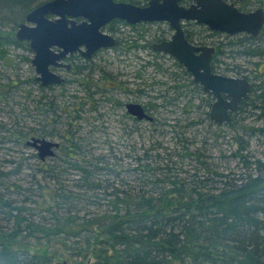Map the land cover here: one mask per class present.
<instances>
[{
	"label": "trees",
	"instance_id": "1",
	"mask_svg": "<svg viewBox=\"0 0 264 264\" xmlns=\"http://www.w3.org/2000/svg\"><path fill=\"white\" fill-rule=\"evenodd\" d=\"M45 1L0 0V102L8 107L9 116V122L0 124L3 133H7L0 134V141L26 140V144L33 135H52L51 129L44 132L33 124L43 120L45 125L56 124V110L64 111L55 102V95L52 97L55 84L42 86L31 73L24 78L19 71H10L19 62L32 69V50L27 41L15 37V28L27 12ZM125 1L136 5L147 2ZM253 3L248 0L240 5L245 9ZM194 28V34L185 31L189 41L204 43L203 39L209 37L215 46L211 68L216 73L240 70L236 64L229 67L221 57L230 61L244 58L254 66L258 65V61H252L254 58H264V27L256 36L211 32L203 25ZM104 29L115 36L113 51L121 54L145 51L148 56L139 71L151 67L155 73H161L162 79L153 81L157 83L153 89L147 86L151 77L143 75L139 80L143 87L137 88L141 96L148 97L149 107L143 105L145 110L154 111L155 116L150 114V125H168L174 131L182 118L176 117L175 122L166 124V118L162 121L156 115L159 109L174 106L183 114L190 111L189 107L200 111L201 105L211 104V95L192 81L179 62L151 48L153 42L170 35L166 22L129 24L112 19ZM95 57L96 53L89 58L70 56L73 61L68 71L78 76L98 72L105 75L103 67H96ZM167 60L172 64L167 66ZM172 65L177 68L168 70ZM252 71L250 91L223 124L238 135L264 134V127H246L238 120V115L247 109L258 110L259 115L264 111V68L254 67ZM15 89L20 94L15 95ZM153 90L155 94L151 95L149 91ZM197 96L200 104L194 101ZM71 97L78 103L73 101L74 116L69 118H76L84 103L99 100ZM114 102L121 104L116 98ZM32 114H35L33 121L21 123ZM204 119L220 128L223 126L203 109L199 117L182 126H193ZM61 137L64 141L56 148L57 152L38 160L37 168L30 173L28 187L23 190L13 182L7 186V194L0 192V264H80L87 257L90 259L85 264H264V156H252L251 160L242 148L241 136L236 137L239 147L231 156L237 157L242 170L226 173L204 166L205 161L199 158L201 152L190 150L188 143H183L180 150H172L164 160L159 152L153 154L145 148L142 158L138 156L137 166L127 169L101 155L92 152L88 155L70 126ZM177 139L186 141L182 136ZM184 156L202 164L198 166L205 167L204 172L198 166L192 171L185 170L175 162V157ZM18 166L1 171L0 178L17 173ZM72 170L76 174L75 183L66 186L62 175ZM123 171L132 174L134 181L121 177ZM27 244H58L67 258L56 260L52 254L33 253L23 247Z\"/></svg>",
	"mask_w": 264,
	"mask_h": 264
},
{
	"label": "rangeland",
	"instance_id": "2",
	"mask_svg": "<svg viewBox=\"0 0 264 264\" xmlns=\"http://www.w3.org/2000/svg\"><path fill=\"white\" fill-rule=\"evenodd\" d=\"M262 5L264 6V4ZM192 29L195 30V28ZM203 41L204 44L212 43L211 38L209 37H206ZM118 53L112 49H104L100 50L93 59L97 64L96 67L101 66L104 68L106 71L105 75L98 72L95 74L92 73V75L88 76L85 75V73L78 76L69 72L65 67L58 69L61 75L58 74L63 78L62 82L64 83H56L53 85L51 94L52 97L55 95V102L64 111H61L60 109L56 110L58 113V117L56 118L58 121L56 124L45 125L44 120L39 124H33L32 122L33 126L40 128V130L42 128L44 132L49 129L52 130L51 133L54 132L52 135H39L36 137H44L50 141L57 142L59 145L64 141L61 136L64 135L66 128L70 126L74 137L86 147L88 155L91 154V152L94 155H101L105 160L121 163L124 168L127 169L137 166L138 156L141 157L143 155L145 148H148L150 150L149 152H153V154L159 152L160 158L163 157L164 160L169 156V153L172 150H180L183 143H188V148L190 150L201 152L199 158L200 160L205 161L204 166L207 165V167H211L216 171L224 173L230 170L232 172H237L238 170H242L241 163L237 157L231 156L232 152L239 147L236 140L237 136H241L242 145H244L242 148H244V152H248L251 160L252 156H264V134L257 132L252 136L248 134L238 135L236 131L223 125L224 123H219L223 125L220 128L219 126L210 124L206 119L201 120L200 123H196V125L193 126H182L186 121L191 120L193 117H199L202 109L209 112L211 104L209 106L203 105V107L201 105L200 111H195L193 107H189L190 111L187 110V113L183 112V114H181L174 106H170L167 109H159V114L157 113L156 115L162 121L166 118V124L175 122L176 120L174 118L176 117L178 119L182 118L178 121L180 126L176 127L174 131H171L172 128L168 125L153 127L149 124V121L152 120H133V117L127 113L124 103L128 101H136L149 107L146 101L148 97L144 95L141 96L139 92H137L139 80L142 75L146 78L151 77L152 80L149 79L147 81V86L149 85V87L153 89L157 86V83L155 82L153 84V81L162 79L160 76L161 73H155L151 67L145 72L141 69V71H139L141 63H143L144 58L148 56L145 51L130 50L127 53ZM221 58L224 62L229 64V67L236 64L238 65V69H240L238 73L229 70L227 72H222L221 74L233 77H248L249 82L254 74L251 73L253 72L252 70H254V67L264 68V58H254L252 60L253 62L258 61V65L255 66L244 58L231 61L229 58ZM165 62L167 66L170 65V63L172 64V61L170 60ZM223 64L224 63H222V65ZM175 68L177 67L172 65L168 70ZM10 71H12V73L14 71H19L20 76L24 78H26L27 75H30V73L34 76L37 75L34 71L33 65L32 69H30L27 64L20 62L16 65V69L13 68ZM10 76L13 77V75ZM88 82L93 85L88 87ZM139 86L141 87L142 85ZM149 92L151 95L155 94L154 90ZM13 93L15 95L20 94L17 89L13 90ZM72 95L78 97L80 100H86L87 98L99 100L92 101L94 105L92 102L90 104L84 103L82 110L79 109L78 113H76V118H69L72 115L74 116L72 108L76 106L75 104L72 105L73 101H75V97H71ZM198 97L199 96L196 98L194 97V101L197 104L200 102ZM107 98L110 101L107 100ZM115 98L119 100L121 104H116L114 102ZM184 100L186 101L188 98H184ZM185 101H180L184 104V107L186 106ZM75 103L78 102L75 101ZM15 107L16 106L14 105V108ZM7 108V106L0 102V124H6L9 122V116L6 112ZM148 111V114H151L152 116L154 115L153 110L149 109ZM34 115L35 114H32V116L22 119L21 123L24 120H27L26 122L29 124V121L34 120ZM38 118L39 120H42L41 116ZM238 120H241L242 125L246 127H264V111L259 115L258 110L247 109V111L238 115ZM67 122H70L69 126ZM3 129L4 128L0 129V134H7L3 133ZM178 136H182L187 142L182 139V142L179 141V139H177ZM28 139L30 138L28 137ZM191 139L192 141H190ZM25 141L26 140L23 142L21 141L20 143L8 141V139L0 141V172L8 171L14 166L19 165L17 173L12 174L9 178H0V192L2 194H7L9 192L7 186H11L13 182L14 184L20 185L23 190L25 187H28V185H30V173L34 168H37L38 160H41L38 155V149L27 142L26 145L24 143ZM56 148L57 147H53V153L57 152ZM48 157L49 155H46L44 156V159ZM174 160L178 165L182 164V168L185 170L192 171L194 166L199 165L197 161L188 156H184L183 158L175 157ZM199 166L202 167V164ZM200 167L197 169L203 173L205 167ZM74 172L75 171L72 170L67 174L64 173L62 175L66 186H71L75 183L74 178H76V174ZM120 175L125 180L134 181V176L126 171H123ZM23 247L33 253L52 254L56 260H65L67 258L66 253L58 244L39 246L27 244ZM89 259L90 257H87L85 260L81 261L80 264L87 263ZM67 264L71 263L67 262Z\"/></svg>",
	"mask_w": 264,
	"mask_h": 264
},
{
	"label": "water",
	"instance_id": "3",
	"mask_svg": "<svg viewBox=\"0 0 264 264\" xmlns=\"http://www.w3.org/2000/svg\"><path fill=\"white\" fill-rule=\"evenodd\" d=\"M180 1L148 0L147 5L138 6L115 0H47L26 13L17 24L15 37L28 42L36 79L47 86L62 82L63 78L51 68H69V63H64L69 54L78 51L90 57L98 49L114 45V37L104 30L110 20L130 24L166 22L172 34L168 40L153 44V48L173 56L203 91L213 96L209 115L214 121H228L251 84L244 77L213 72L210 61L214 46L191 44L181 23L195 21L229 35L245 31L256 36L264 27V10L259 7L244 12L234 5V0H191L188 6ZM125 107L138 119L152 120L139 103L129 102ZM28 143L38 149L41 159L52 155L53 147L58 146L46 138L32 137Z\"/></svg>",
	"mask_w": 264,
	"mask_h": 264
},
{
	"label": "bare ground",
	"instance_id": "4",
	"mask_svg": "<svg viewBox=\"0 0 264 264\" xmlns=\"http://www.w3.org/2000/svg\"><path fill=\"white\" fill-rule=\"evenodd\" d=\"M116 1V0H115ZM119 1H125V0H119ZM190 1V3H191V0H189ZM237 1H243V0H234L233 1V3H234V5L236 6V7H238L241 11H246V12H249V11H252V10H254V9H256V8H262L263 10H264V6L262 5V4H264V0H261V1H254V0H250V1H253L254 3H253V8H249V7H246V10H242L241 9V7H242V5H240V6H238L237 4H236V2ZM127 2H129V1H127ZM147 2H148V0H147ZM147 2L145 3V4H143V5H138V6H145V5H147ZM131 3V2H130ZM133 4V3H132ZM136 5V4H135ZM130 24V23H129ZM136 24V23H135ZM182 24V23H181ZM201 24V23H200ZM204 25V24H203ZM209 31H211V32H219V33H223V34H226V33H224V32H221V31H219V30H212V29H210L207 25H204ZM105 32H107V33H110V32H108V31H105ZM240 34H243V33H245V34H248L247 32H245V31H241V32H239ZM239 33H235V34H239ZM171 34L172 33H170V35L166 38V39H163V40H168L169 38H170V36H171ZM235 34H232V35H235ZM227 35H229V34H227ZM185 37H186V39L189 41V39L187 38V36L185 35ZM162 40H160V41H158V42H161ZM157 41L156 42H153L152 44H151V48L154 50V51H157V52H159V53H162V54H165V55H167V56H170V57H172L174 60H175V58L173 57V56H171V55H169L168 53H166V52H163V51H159V50H156V49H154L153 48V44H155V43H158ZM191 44H193V45H211V46H214L212 43L211 44H204L203 42L202 43H200L199 41H189ZM29 45V44H28ZM214 49H215V46H214ZM214 53V52H213ZM32 56H33V53H32ZM32 56H31V58H32ZM81 56L82 57H84V58H89V57H85V56H83L82 54H81ZM92 56V55H91ZM90 56V57H91ZM212 56H213V54H212ZM31 58H30V62H31ZM212 58V57H211ZM210 64H211V61H210ZM220 74V73H219ZM221 75H224V74H221ZM225 76H229V75H225ZM230 77H233V76H230ZM247 80H248V78H246ZM195 83H197L199 86H201L198 82H195ZM250 84H251V81H250ZM201 90L203 91V89H202V86H201ZM204 92V91H203ZM204 93H206V92H204ZM206 94H209V95H211L210 93H206ZM212 96V95H211ZM213 97V96H212ZM213 101H214V98H213ZM212 101V102H213ZM140 104V103H139ZM211 105H212V103H211ZM141 106H143L142 104H141ZM143 108H144V106H143ZM81 110H82V108H81ZM144 110H145V108H144ZM210 111V110H209ZM131 116L134 118V119H136L137 121H139V120H142V119H138L135 115H132L131 114ZM210 116V115H209ZM230 119V118H229ZM229 121V120H228ZM228 121H225V122H228ZM225 122H222V123H225ZM32 137H35V138H44V137H36V136H32ZM32 137H30V139H28L27 140V143L29 142V141H31V138ZM29 144V143H28Z\"/></svg>",
	"mask_w": 264,
	"mask_h": 264
},
{
	"label": "flooded vegetation",
	"instance_id": "5",
	"mask_svg": "<svg viewBox=\"0 0 264 264\" xmlns=\"http://www.w3.org/2000/svg\"><path fill=\"white\" fill-rule=\"evenodd\" d=\"M245 1H248V0H243V1H237L236 2V4L238 5V6H240L239 4L240 3H242V2H245ZM250 1V0H249ZM254 1H256V0H254ZM180 4H182V5H184V6H188L189 4H190V1L189 0H182V1H180ZM249 8H253V5L251 6H249ZM242 9V8H241ZM242 10H246V8L245 9H242ZM168 25V24H167ZM198 25H203V24H200V23H196L195 21H184L183 23H182V27H183V30H184V33H185V35H186V32L185 31H188V33L190 32L191 34H194L195 33V30H193L192 28H194L195 26H198ZM204 26V25H203ZM168 27H169V25H168ZM105 28V27H104ZM170 28V27H169ZM171 29V28H170ZM105 30V29H104ZM106 31V30H105ZM171 33H172V30H171ZM109 34H111L113 37H114V39H115V36L112 34V33H109ZM112 48V47H111ZM111 48H102V49H98L97 51H95L94 53H98L100 50H104V49H111ZM93 53V54H94ZM92 54V55H93ZM78 55H80L81 56V53L80 52H78V51H76V52H74V53H71V54H69L66 58H65V60H64V63H69V65H70V67L69 68H67V70H69L71 67H72V62L71 61H73V59H69V57L70 56H78ZM66 61V62H65ZM60 68H64V66H61V67H52L51 69L55 72V73H59L60 74V72L58 71V69H60ZM184 68V67H183ZM185 69V68H184ZM186 70V69H185ZM187 71V70H186ZM213 71V70H212ZM188 72V71H187ZM214 72V71H213ZM189 73V72H188ZM61 75V74H60ZM189 75H190V77H191V79H192V81L193 82H195L194 80H193V78H192V75L189 73ZM40 83V82H39ZM41 85V84H40ZM48 86V85H47ZM212 97V96H211ZM129 102H133V103H138V102H136V101H128V102H125L124 103V105H126L127 103H129ZM143 105V104H142ZM145 112L147 113V111L145 110ZM128 113V112H127ZM129 114V113H128ZM148 114V113H147ZM131 115V114H130ZM150 115V114H149ZM59 146V145H58ZM57 146V147H58Z\"/></svg>",
	"mask_w": 264,
	"mask_h": 264
}]
</instances>
